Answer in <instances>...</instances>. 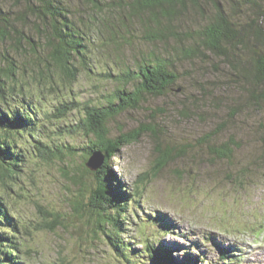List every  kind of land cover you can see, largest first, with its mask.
Segmentation results:
<instances>
[{
  "label": "rangeland",
  "instance_id": "1",
  "mask_svg": "<svg viewBox=\"0 0 264 264\" xmlns=\"http://www.w3.org/2000/svg\"><path fill=\"white\" fill-rule=\"evenodd\" d=\"M200 22L190 16L180 29H194ZM111 38L91 54L101 58L99 67L79 68L73 81L56 77L43 92L35 85L31 89L44 125L40 136L73 150L64 161L30 164L21 174L12 200L21 262L128 264L114 255L102 234L93 232L94 216L84 205L90 200L88 187L82 191V208L75 206L78 186L70 175L83 165L82 149L90 138L83 130L71 135L65 130L85 117L84 106H105L124 87L121 73L155 55L170 62L177 83L162 96L144 95L136 108L107 122L111 139L140 132L110 163L127 193L138 190L118 218L123 219L120 238L131 248L130 262L139 264L144 248L154 244L170 251L176 264H264V104L230 119L229 106L238 93L225 66L213 59L175 58L169 53L172 40L151 43L136 23ZM179 86L183 91H175ZM63 103L70 111L57 118ZM227 140L233 142L230 158L214 157L210 147ZM83 180L90 187L94 178L90 174ZM164 227L169 234H160ZM221 250L228 251V262H220Z\"/></svg>",
  "mask_w": 264,
  "mask_h": 264
},
{
  "label": "trees",
  "instance_id": "2",
  "mask_svg": "<svg viewBox=\"0 0 264 264\" xmlns=\"http://www.w3.org/2000/svg\"><path fill=\"white\" fill-rule=\"evenodd\" d=\"M190 16L201 19L200 24L181 30ZM130 23H136L142 37L151 43L172 40L169 53L175 58L192 63L213 59L225 66V75L238 93L228 118L264 104V0H0V264H23L19 221L12 211L21 174L25 175L30 164L64 161L73 150L54 142L55 138L44 141L40 136L44 125L32 101V87L43 92L52 88L49 84L56 77L73 81L79 68L99 67L101 58H91L93 51L105 46L106 38L109 41L124 32ZM169 64L164 58L146 56L134 70L119 75L124 87L117 88L105 106H84L85 117L65 130L68 135L83 130L90 138L82 149L83 165L73 168L70 175L78 186L75 206L82 208V191L88 187L90 200L84 205L94 216L93 232L102 234L114 255L128 264H132L131 248L120 238L123 219L118 218L138 190L127 193L111 172L110 163L140 132L111 139L107 122L136 108L144 95L162 96L169 91L179 80ZM127 85L132 88L127 90ZM180 90L182 86L175 91ZM56 111L57 118H64L70 109L63 103ZM60 136L63 134H57ZM230 140L211 146V154L230 158ZM93 153L103 158L97 171L85 165ZM90 174L94 180L89 187L83 179ZM139 200L137 197L136 202ZM164 228L160 234H169ZM228 256L227 250H221L220 262H228ZM140 257L144 259L139 264H176L170 251L154 244H148Z\"/></svg>",
  "mask_w": 264,
  "mask_h": 264
},
{
  "label": "water",
  "instance_id": "3",
  "mask_svg": "<svg viewBox=\"0 0 264 264\" xmlns=\"http://www.w3.org/2000/svg\"><path fill=\"white\" fill-rule=\"evenodd\" d=\"M102 161L103 158L99 153H93L85 165L89 170L97 171L100 168Z\"/></svg>",
  "mask_w": 264,
  "mask_h": 264
},
{
  "label": "bare ground",
  "instance_id": "4",
  "mask_svg": "<svg viewBox=\"0 0 264 264\" xmlns=\"http://www.w3.org/2000/svg\"><path fill=\"white\" fill-rule=\"evenodd\" d=\"M56 217V216H55Z\"/></svg>",
  "mask_w": 264,
  "mask_h": 264
}]
</instances>
